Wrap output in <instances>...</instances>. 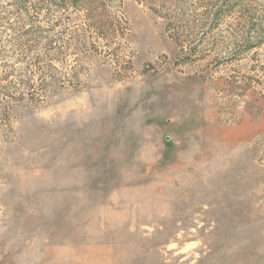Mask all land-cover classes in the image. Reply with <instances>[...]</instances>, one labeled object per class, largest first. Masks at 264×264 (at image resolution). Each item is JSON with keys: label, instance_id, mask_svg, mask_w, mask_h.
Wrapping results in <instances>:
<instances>
[{"label": "rangeland", "instance_id": "obj_1", "mask_svg": "<svg viewBox=\"0 0 264 264\" xmlns=\"http://www.w3.org/2000/svg\"><path fill=\"white\" fill-rule=\"evenodd\" d=\"M183 1L0 0V264H264V43Z\"/></svg>", "mask_w": 264, "mask_h": 264}, {"label": "trees", "instance_id": "obj_2", "mask_svg": "<svg viewBox=\"0 0 264 264\" xmlns=\"http://www.w3.org/2000/svg\"><path fill=\"white\" fill-rule=\"evenodd\" d=\"M183 1V0H182ZM196 2H198L197 0H194ZM252 4H248L247 5L244 3V0L242 2V0H222L220 7L218 8V10L214 11V14H221L220 12L224 11V13L226 11H230L231 9L234 8H238L239 11L243 14L244 17V24L241 26V30L239 31L242 34V29L244 27H246L245 32L247 34L251 33V31L254 29V32H258L256 34V36L254 37H248L246 38V40L243 41V43L241 45H237V49L241 48L240 50L243 52L245 49L250 50L253 47L259 45L260 43H264V22L261 21H257L255 19V16L258 14V9L260 8L263 12H264V4H260L259 0H251ZM184 2V1H183ZM157 3V1L155 2ZM205 6V5H204ZM260 6V7H259ZM161 7V6H160ZM205 14L209 15L212 11V8L205 6ZM155 11H157V9H154ZM248 13V15H247ZM264 15V14H263ZM165 18H167L168 22L170 25L174 26V23L172 21H170V17H168V15L166 13H164ZM214 20H216V18H214ZM245 29V28H244Z\"/></svg>", "mask_w": 264, "mask_h": 264}]
</instances>
